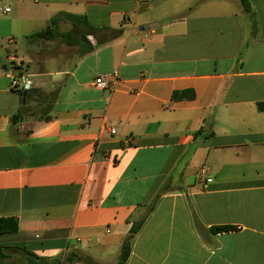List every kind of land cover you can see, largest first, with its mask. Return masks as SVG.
I'll return each mask as SVG.
<instances>
[{
	"label": "crops",
	"instance_id": "1",
	"mask_svg": "<svg viewBox=\"0 0 264 264\" xmlns=\"http://www.w3.org/2000/svg\"><path fill=\"white\" fill-rule=\"evenodd\" d=\"M249 3L0 0V218L19 222L0 264H118L158 194L125 264H264V0ZM62 13L98 28L66 61L27 40ZM28 83L58 87L46 116L20 101Z\"/></svg>",
	"mask_w": 264,
	"mask_h": 264
},
{
	"label": "trees",
	"instance_id": "2",
	"mask_svg": "<svg viewBox=\"0 0 264 264\" xmlns=\"http://www.w3.org/2000/svg\"><path fill=\"white\" fill-rule=\"evenodd\" d=\"M241 3L245 9V12L248 16H252V7L249 3V0H241ZM62 22H70L72 25V29L68 32H62L60 31V25ZM89 28L93 31L98 30L96 27H92L89 25L87 19L85 17H79L69 14H59L56 17L52 18L48 24V26L41 32H37L32 34L31 36L27 37L28 41H38L41 39L45 40H55L60 39L67 47H77V46H85V44L82 42L81 36L87 37L86 33L81 30V28ZM111 33V39H115L121 36L122 30L121 29H107ZM89 52V51H88ZM16 68V67H14ZM21 70V69H20ZM25 89L21 91L23 94ZM35 91L33 89L27 90V101L32 100L33 94ZM56 97V94L54 95V99ZM173 100L180 101L184 99H191L194 98V93L192 91H183V92H175L173 94ZM53 99V100H54ZM259 110L264 111V104H259ZM51 117H48L47 120H50ZM211 134H204L205 137H208ZM203 136V131H199L195 134V138L198 139ZM170 187V182H167L164 184L163 190H167ZM159 199V194L155 197L154 201L150 206L148 207V210L146 212V215L142 217L141 219L134 221L132 223V227L130 229V232L128 236H126L122 242L121 245V253H120V261L118 264H125L126 261L129 258L130 255V246L135 238V236L138 234L140 229L142 228V225L144 224L146 218L150 214V212L153 210L157 200ZM19 230V222L16 218H0V235L4 234H15ZM234 230L233 227H216L212 229V232H227ZM9 248L0 246V262L7 258ZM27 256H34L30 253H26ZM38 258V257H36ZM41 260V259H38ZM43 260V259H42ZM46 264L49 262L48 260H43ZM53 264H75V263H82V264H96L93 259L89 256H81L77 253H70L67 254L65 257L57 258L53 261H51Z\"/></svg>",
	"mask_w": 264,
	"mask_h": 264
},
{
	"label": "rangeland",
	"instance_id": "3",
	"mask_svg": "<svg viewBox=\"0 0 264 264\" xmlns=\"http://www.w3.org/2000/svg\"><path fill=\"white\" fill-rule=\"evenodd\" d=\"M231 7L233 9L235 8L233 5H231ZM71 29H72V25L70 22H62L60 25V31H62V32H68ZM88 40H90V39H88ZM47 41L48 40H45V39H41L39 41V43H41L42 45H45V48L43 49V51H44L43 55L44 56L46 54L50 53V55H52V56L54 54V56L56 57L57 60L66 61V59H70V58L74 59V57H76V54L78 53V52H76L77 51L76 49H79L78 48L79 46H77L76 48L67 47L60 39H55L54 42H52V43L51 42L49 43ZM33 42H35V41H31V43H33ZM49 45H51V46L49 47ZM33 48H34V46H33ZM48 48H50V49H48ZM22 56H26L25 53H23ZM13 67H16L13 69H14V72L16 73V75L18 76L19 79H21L22 75L26 74L25 73L26 71L24 70L25 67H22V66L18 65L17 63H15ZM28 86L30 87L29 83H28ZM57 88L58 87H54L53 89L50 90V92H45L39 88L37 90H35L36 92H34V94H33L31 103L29 102V104H27V107H26L28 109V111H30V113H32L31 115H33L34 119L37 116H41V115L46 116L44 114V110L49 105V102H51L52 95L58 90ZM47 97L49 99H47ZM21 118H22V116H20V119ZM81 256L85 257L83 254H81Z\"/></svg>",
	"mask_w": 264,
	"mask_h": 264
},
{
	"label": "built area",
	"instance_id": "4",
	"mask_svg": "<svg viewBox=\"0 0 264 264\" xmlns=\"http://www.w3.org/2000/svg\"><path fill=\"white\" fill-rule=\"evenodd\" d=\"M10 9H6V12H9ZM118 81V75L117 73H113V74H103V75H100L99 77H97L93 83V86L96 88V89H99V90H114V87H115V84L117 83ZM18 86V83L17 82H14V87H17ZM28 87L26 88H23L22 90H26ZM111 133L112 134H115V130H111ZM133 142V140L129 139L127 140V143L128 144H131ZM206 172V167H203V171L202 173H205Z\"/></svg>",
	"mask_w": 264,
	"mask_h": 264
},
{
	"label": "water",
	"instance_id": "5",
	"mask_svg": "<svg viewBox=\"0 0 264 264\" xmlns=\"http://www.w3.org/2000/svg\"><path fill=\"white\" fill-rule=\"evenodd\" d=\"M151 28H153V25L151 26ZM81 38H82V42H83V43H85V44L89 43L88 38H86L85 36H82ZM28 89H29V88H27V89L24 91V93L20 95V98H21L20 101H22L24 104L26 103V96H27V90H28ZM21 119H22V118H21Z\"/></svg>",
	"mask_w": 264,
	"mask_h": 264
}]
</instances>
